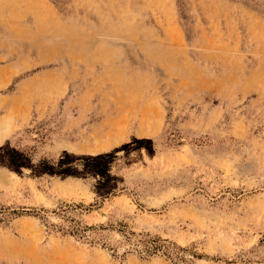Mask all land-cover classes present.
Here are the masks:
<instances>
[{"label": "rangeland", "instance_id": "rangeland-1", "mask_svg": "<svg viewBox=\"0 0 264 264\" xmlns=\"http://www.w3.org/2000/svg\"><path fill=\"white\" fill-rule=\"evenodd\" d=\"M0 128V264H264V0H0Z\"/></svg>", "mask_w": 264, "mask_h": 264}, {"label": "bare ground", "instance_id": "bare-ground-1", "mask_svg": "<svg viewBox=\"0 0 264 264\" xmlns=\"http://www.w3.org/2000/svg\"><path fill=\"white\" fill-rule=\"evenodd\" d=\"M0 129H1V128H0ZM1 131H2V130H0V132H1ZM5 132H6V130H5ZM1 133H2V132H1ZM1 133H0V134H1Z\"/></svg>", "mask_w": 264, "mask_h": 264}]
</instances>
